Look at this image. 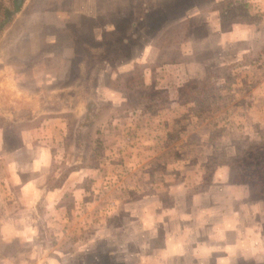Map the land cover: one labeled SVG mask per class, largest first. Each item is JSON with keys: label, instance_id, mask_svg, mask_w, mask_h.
Listing matches in <instances>:
<instances>
[{"label": "rangeland", "instance_id": "rangeland-1", "mask_svg": "<svg viewBox=\"0 0 264 264\" xmlns=\"http://www.w3.org/2000/svg\"><path fill=\"white\" fill-rule=\"evenodd\" d=\"M18 1L0 0V264H264V0Z\"/></svg>", "mask_w": 264, "mask_h": 264}, {"label": "crops", "instance_id": "crops-1", "mask_svg": "<svg viewBox=\"0 0 264 264\" xmlns=\"http://www.w3.org/2000/svg\"><path fill=\"white\" fill-rule=\"evenodd\" d=\"M104 1V0H103ZM92 11L93 10H91L90 11V13L89 14H91L92 15ZM50 17H54V15L53 16H50ZM46 19V18H45ZM45 19H44V21H45ZM48 19V18H47ZM51 18H49V20H50ZM60 20V19H59ZM58 23V25H57V27H53V29L52 30H49V29H42V31H39V35H37V37H38V45H37V49H34V48H31V45H30V50L32 51V52H34L35 50H36V55L39 57V58H49V57H53V56H55L56 54L54 53V52H52L51 54H45V51H46V49L44 48L43 50H42V52H40L39 50V47L41 46V45H43V44H46V45H51L52 44V46H54L52 49H50V50H48V51H56V49H57V46H56V41L58 40V36L61 34V32L63 31V32H65L66 30H67V25L65 24V22L64 21H58L57 22ZM103 32L104 31H95V32H93V35H94V40H96V41H98V42H100L102 39H101V34H103ZM88 43V42H87ZM88 44H91V43H88ZM30 55V51H29V53L27 54V56H29ZM68 64H69V67H68V69H67V67H63V69L65 70V71H68V70H71V65H70V63L68 62ZM7 72L9 73V71H8V67H6L5 69H4V73H6V75H7ZM60 72H62V70L60 71ZM14 82V78H12V77H10V78H8V79H6V81H5V93H7L8 95H12L11 93H8V90L6 89V87H8L11 83H13ZM2 92H3V90L2 89H0ZM33 143V141H30L29 140V143H28V137L27 138H24L23 137V139H22V144H23V150H24V152L26 153V152H28V151H30V149H29V146H31V144ZM34 143H36V142H34ZM38 144H39V141H38ZM45 154V153H44ZM14 159V162H13V164H15L16 163V161H17V158L16 157H13ZM33 161H35V160H33ZM17 164V163H16ZM43 165L41 164H38V165H35L34 166V171H36V172H38V176L37 177H39V178H37V177H33L35 180H38V179H40V178H42L40 181H38V182H34V181H31V180H33V178L32 177H30V179L28 180L27 179V181L25 182V184H27V183H29V185L28 186H30V187H28V194H33V193H35V189L33 190V187H36L37 186V184H38V189H39V186H40V183L42 182H46V180H47V178L44 176L43 177ZM12 180V179H11ZM32 182V183H31ZM41 183V184H42ZM22 186L24 187L25 185L24 184H22ZM22 187V188H23ZM26 187V186H25ZM27 188V187H26ZM33 201H34V199H32ZM31 200V201H32Z\"/></svg>", "mask_w": 264, "mask_h": 264}, {"label": "trees", "instance_id": "trees-1", "mask_svg": "<svg viewBox=\"0 0 264 264\" xmlns=\"http://www.w3.org/2000/svg\"><path fill=\"white\" fill-rule=\"evenodd\" d=\"M21 2H22V0H19L18 2H16V6H15V9H14V12H17V11H19L20 10V8H21ZM11 19V14L9 13V14H7L6 15V19H5V22L7 23V22H9V20ZM3 27H4V24H1L0 25V31L3 29Z\"/></svg>", "mask_w": 264, "mask_h": 264}]
</instances>
